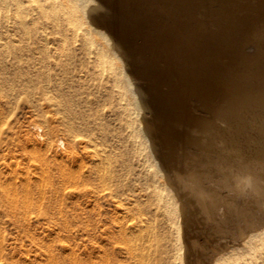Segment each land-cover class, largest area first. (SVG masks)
Here are the masks:
<instances>
[{
	"label": "rangeland",
	"instance_id": "rangeland-1",
	"mask_svg": "<svg viewBox=\"0 0 264 264\" xmlns=\"http://www.w3.org/2000/svg\"><path fill=\"white\" fill-rule=\"evenodd\" d=\"M119 1L120 3H117ZM148 1L149 0L147 1L145 0V2L144 0H140V1L139 0H100V1L98 0V2L102 4L104 8L106 7L105 9L106 13L103 16V18L105 17L107 18V19L105 18L104 20H102V24L99 26V28L103 29L107 34L110 32L109 33L110 37L113 34L112 37L114 39H117V40L120 39L121 41L123 40L122 42L124 46L126 45L125 47H128L126 48V56L123 57V59L121 60H123V63L125 62L126 65L128 64V67L130 68V73L134 74L133 77L136 80V81L134 80L135 84H137L140 90L144 93V96H145L144 99H146L145 101L143 99V107H144L143 112L144 113L146 112L145 114L148 115L147 117L148 119L146 123L147 130H148L147 135L149 138L148 139L149 143L154 149L153 156H156V158L152 157L151 160L153 162H158L161 169L164 170L165 172L167 171L168 175L170 174L169 175L170 180L172 179L171 182L173 181L171 184L173 185V188L177 190L178 193L181 192L180 194L183 197L184 206L186 208L187 215H186L185 224H184V233H185L184 236L187 240L186 241V248H187L186 255H187V260H188L187 264H211L213 254L216 251H218V249L221 251H224V250L227 251V249H230L231 245L240 243L243 241V239L245 240L246 239L245 236H247L250 232L253 233L256 230L260 229L261 227L264 228V194H263L264 193L263 192L264 191V163L261 164L259 168L255 167L256 163L262 162V160L264 161V147L261 148V151H259V153H252L250 151H243V152L237 151L236 152V150H238L239 147L236 146L238 147L236 148L234 146L233 148L234 149L236 148L234 150L231 145L226 144L228 140L226 141L227 136L226 137L224 136L226 135L224 133H226L227 129L229 128L227 126V124L229 123L228 122L229 119L227 118L228 119L227 120L224 118L225 120L224 121L223 118L219 116L217 117L218 112L215 110V109L217 110L222 109L220 108V107H223V105H221L222 102L227 104L226 102H228L230 98L233 99L234 97L235 99L236 97H239L237 96L238 95L237 93H240L241 91V89H238L239 87L243 86L242 87L243 89L246 86L254 84L255 86H253V88H255V90L258 86L264 88L263 86L264 85V78H263L264 68L261 67L262 65H264L263 63L264 36L260 37V35H264L263 33L264 32L263 30L264 29V19L262 20L261 18L264 16L263 14L264 13L263 12L264 11V3H263L264 0H259L260 1L259 4L257 3V0L255 1L251 0L252 2L254 1L253 3L250 0H249L250 2L248 1L249 3L247 2V0H243V1L235 0V2L233 0L232 1L226 0V2L227 1L233 2V4H231L230 2L229 4L227 2L229 5L226 2H224V0L222 2L221 0H214V2H211L213 0H185V1L182 0L183 2H181V0L180 1L178 0L179 3L181 2V4H183V6L181 4L180 5L177 4L178 1L176 2V0L174 1L173 0L172 1L162 0V2L161 0L160 1L152 0V1H149L150 4L152 3L151 5L148 3ZM216 1H218L219 3H217ZM240 2L242 3L244 2L246 5L244 3L243 5ZM221 3L222 4L225 3L227 5L225 4L221 5ZM234 3L235 4L237 3L238 5L236 4V6H234ZM262 3L263 5H261ZM203 4H208L209 6H206ZM171 5H173L174 7H172ZM185 5L186 7H184ZM254 5H256V7ZM258 5H261V6H259L258 8ZM177 6H180L179 8L181 11L179 10ZM204 6H206L205 8L207 9V11H210L211 9V11L213 12L212 13L210 11L212 15L210 14V12L208 13L204 12L206 11V9L203 8ZM224 6H226V8ZM237 6L238 8H236ZM137 7L141 11L142 10L143 11L141 12ZM187 7L190 10L189 12L190 14L186 12L188 10ZM239 7L241 8L239 9ZM250 7H252L251 10H249ZM227 8L231 9V12H235V13L234 14L230 13ZM235 8L237 11L235 10ZM253 8L255 9V11L252 10ZM150 9L152 11H148ZM165 9H166V12H165ZM216 9L218 10L217 13H215V11H217ZM260 9L262 10V12ZM256 10H258V12H256ZM124 11L125 13L126 12L127 13L125 14ZM196 11H198L199 13ZM242 11L243 12L245 11V12L242 14L240 13ZM138 12H140V14ZM220 12L222 14L223 12L224 13L229 12L230 14L227 13V14L222 15ZM246 12L247 13L251 12L252 14L254 12V14L255 13L256 14L255 16H253L254 14L253 15H251V13L246 14ZM113 14H116V15L114 16ZM132 14H135V15H132ZM164 14L167 17V20ZM186 14L190 16V18L193 19L194 21L191 19L190 21H188L189 17ZM193 14L194 16H192ZM200 14L202 15V17H200L201 16ZM217 15H219L218 19H217L218 17ZM241 15L244 16V18L243 17L241 18L240 17ZM247 15H251L250 16L251 18L248 17ZM155 16L157 17L159 16V19L156 18ZM168 16L169 17L171 16V18H169ZM206 16H208L209 20L207 19ZM116 17H117V21H116ZM162 17H165V18H162ZM194 17L197 21L194 19ZM150 18H152L151 19L152 21L149 20ZM198 18L200 20H198ZM228 18L230 20H228ZM231 18L236 20L237 23ZM237 18L238 19L240 18L239 23H238ZM140 19H142V21L143 20L146 21L147 19L149 24L147 22L145 23L144 21L142 22ZM203 19H207V20H203ZM131 20L132 21L134 20V21L132 22ZM201 20L203 22L205 21L204 24ZM213 20L215 21L218 20L217 21L218 26H217V22H214ZM257 20H258V23H257ZM178 21L179 22L181 21L182 24L180 23L181 24L180 25ZM182 21L183 22L185 21V23L187 22L188 24L187 23L185 24ZM212 21L216 25H214ZM229 21H231L232 24L228 23ZM134 22L135 24H132ZM166 22H168L169 24ZM126 23L128 26L129 24L132 25L129 27H131L133 30L135 28V30L137 31H130L132 29H129V27L126 26ZM192 23L194 24V27ZM196 23L198 25H196ZM206 23L208 25H206ZM254 23L256 24L255 26H253ZM199 24L201 27L199 26ZM249 24L250 25L253 24V25L250 26ZM153 25L157 27L156 30L154 27L152 29ZM172 25L174 26L172 27ZM226 25H227L226 27L227 29H225ZM142 26L143 27L145 26L146 28L144 27V30H143ZM167 26L168 27L170 26L171 28H168ZM204 26L205 27L210 26V27L205 28ZM119 27L120 28L122 27V28L120 29ZM126 27L127 29H129L128 30L129 32L127 31V29H123ZM138 27H141L142 29ZM188 27H191L192 32L189 31L191 33L188 32V30H190V28ZM211 27L213 28V30ZM158 28L160 31L157 30ZM203 28H205L207 31ZM215 28L216 30H214ZM219 28L221 30H218ZM255 28L258 30H256ZM110 29H112V31ZM122 29L126 32L124 33ZM235 29H238V30L235 31ZM246 29H249L250 31H252L255 37L252 35V33L249 30H246ZM139 30L143 31L142 32V35L144 34L143 36H141L140 34L141 31L138 32ZM233 30L236 33H234ZM156 31H158V33ZM180 31L181 32L183 31V33H181ZM248 31H249V34H248ZM154 32H156L157 35L159 36H157ZM244 32L246 34H244ZM122 33H124L125 37L124 36L123 37L125 39L122 37L123 35ZM209 33H211V35ZM222 33H224L225 36H223ZM231 33H234L235 35ZM254 33L257 35H255ZM118 34L120 35L118 36ZM146 34L148 36H146ZM153 34L155 35L153 36ZM181 34H183L185 37ZM195 34H197L198 36H194ZM226 34L228 35V37ZM116 35L118 36L119 39L117 38ZM151 35L155 39L156 38L157 40L159 39V41L155 40ZM214 35H216V37ZM248 35H250L249 37L251 39H249ZM133 36L134 37L136 36V37L134 38ZM219 36L221 37V39L220 38L217 39ZM128 37L130 41L129 39L128 40L126 39ZM142 37L143 38L147 37L145 41L147 42V45H149V48L146 44H141L142 42L146 43ZM171 37L173 38L171 39ZM205 37H207L208 39ZM231 37L232 39H230ZM192 38L193 40H191ZM196 38L200 39V41H197ZM201 38L203 39V41ZM244 38L248 42L251 40L250 41L251 43H252V40H254L253 44L251 45V43L250 42L248 43ZM256 38H259V39H256ZM260 38L261 40L262 39L263 40L261 41ZM236 39L237 41L238 40L240 41L236 42L235 41ZM131 40L133 42H131ZM208 40H210L209 45H208L209 43ZM155 41H157L156 44H155ZM227 41L229 43H227ZM80 42H81V36L78 35L76 36L75 40L73 42L70 41L68 45L69 51L74 55L73 64H72L73 66L72 72L58 71L56 73L50 72V74L48 75L40 74V75H31V76L29 75L28 76L27 75L26 76L10 75L9 76L10 80L8 81L6 80V77H7L6 74L0 73V264H92L93 261L97 262L96 264H102V262L104 263V259H105L104 257H106L104 264H134V263L138 264L137 261L136 262L134 261V260H137V258L142 261L143 259L144 260L146 259L147 262L146 260L143 261V263L146 262V264H149V263L152 264L154 260L155 261L153 262V264H163L166 262V260L163 259L164 258L163 256L165 255H163L162 253L161 258H160L159 255L155 253L156 248L154 249L155 245L159 243L158 237L157 239L154 238L153 240L152 238L153 236H151V240H153V242H150L151 243L150 249L145 247V251H149L150 254L147 252L148 256H146V252L143 251V253L141 254L143 258L142 259L140 257V254L137 253V249H136V253L138 256H136V253L134 250L135 245H137L136 244L137 242H133L135 240L134 236L137 235L136 231H133V229L131 228L130 230L125 229L126 231L124 229H123L124 231L118 230L120 229V227L123 228V226H121L122 225L121 222H124L127 218L130 221L127 219L126 222H124L125 225L126 224L128 225V221L130 223L131 221L135 220L138 214L139 216L147 217L146 214L143 215L142 213L143 212L146 213L145 211L149 210L146 208H149L152 205L148 204L151 202L147 194L148 188H146L147 185H146V181L144 180V175H143L144 170L143 168H141L140 161L138 159L140 158L139 157L140 155H137L135 150L131 147L130 141L128 140V128L126 127V122H125L126 115L125 114L123 115V113H120L118 102L120 101L121 104H124L125 99L120 100L117 87L113 85L109 77H102V78L99 77L96 73V70L93 68H89V67L88 69L79 68L78 63H81V61L83 60L82 55H80L79 50H78ZM160 42L161 43L163 42V47L161 46L162 44ZM188 42H190L189 45H187ZM218 42L220 44L222 43L223 44L218 45L219 44ZM128 43L129 45L127 46ZM152 43H153V46L155 47L154 48L155 50H156V46H158L157 48L158 51H154L153 46L150 48ZM164 43L167 44L168 48ZM174 43H176L177 45ZM196 43L197 45H195ZM232 43L234 44L235 47L233 46ZM235 43L237 44L238 47L235 45ZM241 44L244 46L241 47ZM248 44L251 47H249ZM254 44L255 45L257 44V45L255 46ZM104 45L106 44L104 43ZM135 45H137L138 48H136ZM204 45H206V47ZM259 45L261 46V48ZM142 46H144V49ZM194 46L196 47L198 46L199 48H196ZM215 46L218 48H215ZM220 46L222 49L219 48ZM246 46H248L249 48ZM183 48H186V50L190 48V50L186 52ZM200 48L202 49L200 50ZM230 48L233 51H231ZM148 49H150L151 52H149L150 50ZM169 49L171 50V52ZM160 50H161V53H160ZM165 50H169L167 51L169 53L167 54ZM209 50L211 51L209 52ZM249 50L251 51L249 52ZM153 51H154V54H153ZM244 51L246 53H244ZM200 52L201 53L204 52V54L202 53L203 55H200L199 54ZM219 52L223 53V56H221L222 54H219ZM259 52L261 55L259 54ZM232 53L234 55H237L236 57L238 58L234 57ZM247 53L248 54H251V53L258 54L257 55L258 57L256 56V59L254 61L256 62V64L252 65L251 62L248 61L247 56L244 57ZM161 54L164 55V57ZM189 55H191L190 57L192 58H187ZM192 55L197 56L199 60ZM165 56L167 57L165 58ZM177 56L179 57L177 58ZM199 56H201V59L199 58ZM215 56L216 57L220 56V58L217 57L218 59L217 60ZM226 56H227V59H225ZM241 56H243V58H241ZM160 57L162 59H160ZM183 57H185V59ZM232 57L234 58V60ZM158 58L161 63L159 62ZM206 58L208 59L207 60L208 62L205 60ZM212 58L213 60H211ZM182 59L184 61H187L188 63H189L188 60H190V62L191 63L193 62V64L191 63L188 64L187 62L184 63ZM219 59H222V61L221 60L219 61ZM243 59H246L247 61L245 60L243 61ZM173 61L176 63H174ZM165 62L167 63L163 64ZM209 62H211L212 65H210ZM238 62H240L242 65H240ZM203 63L204 64L206 63L207 65L209 64L208 66L210 67H208L206 64L203 65ZM246 63H248L247 64L248 67ZM171 64H172V67H171ZM185 64H188V65H185ZM157 65H158V68H160V70H158L159 71L158 73L156 71L158 68H155L157 67ZM189 65H190V68L194 69L195 71H192L190 68L187 69ZM226 65L227 67H225ZM185 66L186 68L182 69V67H185ZM250 66L251 67L253 66L252 67L253 70L250 69L251 68ZM195 67L198 70H200L201 68L202 69L200 71H197ZM259 67H261L260 70H257L259 69ZM175 68H176V71H174ZM211 68L213 69L212 71L214 74L212 73ZM228 68L232 71L227 70ZM247 68H249V70H247ZM223 70H226L227 74H225L226 72L224 73ZM153 71H155L157 74ZM165 71L167 72L165 73ZM219 71H221V73ZM258 71H262V72H259L260 73L259 74ZM250 72L253 73V75ZM169 73L170 74L173 73L171 75L173 80H171L172 78L171 76H169L170 75ZM239 73H241L240 77H239ZM242 73L245 75H243ZM248 73H249L250 78H248ZM174 74L176 76H174ZM180 74H182L183 76H181ZM201 74H203V76ZM162 75L164 76L168 75L166 76L168 78H165V77L162 78ZM242 75L245 76V78ZM45 76L51 77V80L52 79L55 80L56 81L55 85L46 84ZM137 76L140 77L139 78L140 80L137 79ZM158 76L161 80L163 79L162 82L159 81L160 79L158 78ZM199 76L202 78L200 79ZM204 77H206V80ZM256 77L258 78L259 81L261 80L260 82L262 83V85H260L261 83H259V81L258 83L256 82L257 81ZM259 77L261 79H259ZM230 78L231 80L236 79L234 80L236 86L233 83V81L230 80ZM156 79L158 81H156ZM167 79H170V81ZM223 80L224 81L228 80L229 82L227 83V81L224 82ZM240 80H241L242 85L239 82ZM245 80L246 81L250 80L252 84L250 83V81L246 83ZM198 81L199 83H197ZM156 82H158V85L155 86L154 84H156ZM206 83L208 85H206ZM255 83L258 85H256ZM190 84L191 85L193 84L192 87ZM200 85H203V87ZM226 85H228L229 88ZM230 85L235 86V89L237 91L233 88V86L231 87ZM168 86L169 88H167ZM205 87H208V88L205 89ZM182 88L184 91L182 90ZM172 90L174 92H172ZM165 91L168 93L172 92L173 94V98H171L172 99L171 101L174 102V103L172 102L173 104L172 107L174 110H171V112H169L166 107L164 108L162 107V104L164 102V97H165ZM208 91L214 92L213 93L214 96L212 95V93H209ZM175 94H177V96L179 97H177ZM208 94L210 96L207 98ZM231 94H232V97H231ZM234 94L236 97L233 96ZM190 95L192 98L191 97L189 98ZM215 96L216 98H213ZM176 97L177 99H175ZM200 98L203 99L204 101L201 100L200 102ZM178 99H180V101H177ZM53 101L54 102L59 101L61 106L59 107V105L57 104L54 105ZM192 101H194V103ZM196 101L198 103H196ZM209 101H210V104H208ZM184 103H186L188 108H186L187 106ZM195 103L198 105H196ZM225 104H224V107L226 106ZM180 105H183V106L181 107ZM66 106L69 107L70 109L75 110L76 112H79V115H82L81 117H84L83 120L81 119L80 120L85 121L87 125L89 126L88 135H90L94 139V141L98 142L101 146L105 147L108 150L111 163H109L110 165L108 163H105L103 171L110 172L111 174H113L110 180V185L107 184L108 186H110V188L112 187L113 192H114L113 196L112 195L104 196L102 194V189L105 187V185L102 183L97 173L89 174L88 172V147L84 146L83 139L74 138L72 136H69L64 131L63 125L61 122L62 121L61 115L63 113L62 108ZM179 108L180 109L182 108L184 112L180 110ZM190 108H191V111H190ZM196 108L198 109V111ZM194 109H196L197 111L196 113L198 114L195 113ZM209 109L213 110L214 114L212 113V111H209ZM175 112L178 113V115H174L176 114ZM204 112L206 113L207 116L208 114H210V116H208L207 118ZM42 114H46L49 118L48 117L42 118ZM172 116L173 117L175 116V117L173 118ZM178 116H181L182 118ZM194 116H196V118ZM197 117H199V119ZM214 117L216 118V121ZM203 118L205 119V122ZM217 118L218 120H220V118L222 120H220L219 122ZM172 119L174 120L172 121ZM207 119L209 121H214V122H209ZM74 120L77 121V118H74ZM181 120L182 121L185 120L186 122L185 121L182 122ZM188 121L190 124H187ZM207 121L213 124H217L219 122V124L217 125L220 127L219 130L221 131L217 130V133L219 134L217 136H221L223 134L221 137L224 136L226 139H224V137L220 139L216 135L214 136L209 135V134H212L210 133V131L208 132L207 129H202L203 128L202 125L207 123ZM180 123L182 124L184 123L183 124L184 126L182 124L180 125ZM174 124H177V125H174ZM200 124L201 126H199ZM225 124L227 127V129L225 130L226 132H224L223 130L226 127L221 126ZM186 125H188L187 126L188 128H186ZM189 125L192 127H190ZM193 128H196V129L194 130ZM252 130H255V129H252ZM252 130L247 131V134L249 136L250 134L251 135L253 134V136H251L253 138L257 134V130L256 131H252ZM192 131L194 132V134H192L193 133ZM177 132L178 134H176ZM198 132H199V135H197ZM201 132L204 133L205 135L204 134L202 135ZM220 132L222 133L220 134ZM214 133L216 134V132ZM199 136H200V139H199ZM202 136L206 138L207 140L204 139ZM195 137H197V139ZM213 138L215 140H213ZM218 139L220 143L216 141ZM187 140L189 141L192 140L193 142H189ZM208 140H210L211 142L212 141L214 142L211 144V142ZM200 141L202 142V144ZM195 142H198L199 144ZM204 142H207L208 144L210 143V146H211L209 148L210 150L203 147ZM200 144L202 145V147L200 146ZM218 144H220V146ZM222 144H226L231 147L222 145ZM212 146H214V148ZM221 146L224 148V150H225V147L227 149L224 151L222 150ZM198 147L202 149L203 151H201ZM231 149L232 151L230 152L232 153H230V156H226L225 153H227V150L229 151ZM179 151L182 153V155L181 153L179 154ZM205 152L208 153V155ZM211 152L213 154L215 153L214 154L215 156L213 154L211 155ZM199 153L203 154V156L205 154V156L203 157ZM195 155L196 156L198 155L197 157L200 156L202 158H197L195 157ZM234 155H239V157L233 158ZM212 156L214 157V159H212L213 158ZM210 157H212L211 160H209ZM192 158L194 159V161L198 162V164L194 162ZM203 158L205 160H203ZM199 159H202V160H199ZM200 161L204 164H202ZM203 161H206V162H203ZM193 163H196V164H193ZM187 164L193 165V167L197 165L195 167V170L197 171L194 173V176L192 177L191 175L185 174L184 172L181 173L182 170L185 169ZM200 164L202 166H200ZM243 167H246L248 169V171L245 174H243L242 178L244 180L241 182L239 186L238 185L235 186L236 188L235 187L231 188L230 183L233 180L232 173H234L236 169L243 168ZM233 169L235 170L231 172V170ZM61 171L63 175H60ZM65 171L69 172V174H67ZM253 174H254V177L257 178L255 180L256 182H253V178H251ZM183 176L185 178H183ZM186 176L189 178H187ZM62 177L63 178L67 177V178L63 179ZM186 183H189V184L186 185ZM177 186L179 187V189ZM197 189L201 193L197 194V191H196ZM144 192L147 195H145ZM25 193H27L26 196H25ZM118 199H121L125 204H129V206L131 207V211L129 212V214L132 212V214H130L132 216H130L129 214L127 215L126 213H123L121 207L119 208L118 206H116L117 205L116 200ZM147 205L149 206L146 207ZM141 206L144 208L146 207L145 209L143 208L144 211ZM138 209L139 210L141 209V210L139 211ZM136 211H139V212L136 213ZM133 214L136 216H134ZM122 216L126 218L123 219ZM132 217L134 218L132 219ZM117 219L118 221L121 220L119 221V224H118L119 227L116 224ZM129 231L131 233L135 232L136 234L132 233L134 235L133 236ZM126 232H129V233H126ZM239 233L242 235H240ZM245 233L247 235H245ZM128 234L129 236L131 235L132 236L129 237ZM243 234H244V237H243ZM121 236H125V237L121 239ZM132 237H133V240L129 239ZM137 237L138 235L135 236V238ZM123 240L125 243H129V241H131L130 244L132 242L134 244L132 243L129 247L128 246L129 244L128 245L124 244ZM135 241H137V239ZM225 243H228L229 245ZM127 246L129 249L130 248L131 249L128 250ZM219 246H222V247H219ZM132 250L134 251L133 252V254H135L134 256L132 255ZM213 250H215L213 253L210 252ZM129 251L131 252V254H129L130 253ZM104 254H106V256ZM90 255L91 256L93 255V256L90 258ZM144 255L145 257H143ZM210 256L212 258H210ZM93 257L95 258V260L93 259ZM152 257L154 258V260ZM148 260L151 262H148ZM256 260H258V258Z\"/></svg>",
	"mask_w": 264,
	"mask_h": 264
},
{
	"label": "bare ground",
	"instance_id": "bare-ground-1",
	"mask_svg": "<svg viewBox=\"0 0 264 264\" xmlns=\"http://www.w3.org/2000/svg\"><path fill=\"white\" fill-rule=\"evenodd\" d=\"M100 1V0H99ZM140 1V0H139ZM147 1V0H146ZM149 1H152V0H149ZM149 1H148V3H149ZM160 1V0H159ZM163 1H166V0H163ZM168 1H170V0H168ZM172 1V0H171ZM174 1V0H173ZM178 0H176V2H177ZM180 1V0H179ZM179 1H178V3L177 4H181V2H183V1H185V0H181V2L179 3ZM223 0H221V2H222ZM232 1V0H231ZM234 2H235V0H233ZM239 1V0H238ZM243 1V0H242ZM249 0H247V2H248ZM251 1V0H250ZM249 1V2H250ZM255 1V0H254ZM253 1V2H254ZM144 2H145V0H144ZM143 2V3H144ZM154 2V1H153ZM161 2H162V0H161ZM211 2H214V0L213 1H211ZM217 3H219L218 1H216ZM215 2V3H216ZM224 2H226V0H224ZM228 2V1H227ZM226 2V3H227ZM230 2V1H229ZM228 2V3H229ZM246 2V3H247ZM248 2V3H249ZM252 2V1H251ZM252 2V3H253ZM102 3V2H101ZM115 3V2H114ZM117 3H120V1L119 2H117ZM141 3V2H140ZM155 3V2H154ZM227 3V4H228ZM231 4H233V2H230ZM229 3V4H230ZM240 3H242V2H240ZM244 3V2H243ZM242 3V4H243ZM257 3L259 4L260 3V1L259 0H257ZM263 3H264V1H263ZM263 3L261 4V5H263ZM145 4H147V3H145ZM150 4V3H149ZM152 4V3H151ZM150 4V5H151ZM157 4V3H156ZM171 4H172V2H171ZM176 4V3H175ZM225 4V3H224ZM224 4H222L221 3V5H224ZM227 4H225V5H227ZM228 4V5H229ZM237 4V3H236ZM236 4L234 3V6H236ZM241 4V5H242ZM245 4V3H244ZM243 4V5H244ZM255 4V3H254ZM107 5V4H106ZM121 5V4H120ZM120 5H118V6H120ZM155 5V4H154ZM160 5V4H159ZM182 6H183V4H181ZM190 5V4H189ZM195 5V4H194ZM203 5H206V6H209L208 4H203ZM219 5V4H218ZM238 5V4H237ZM246 5V4H245ZM248 5H250V4H248ZM261 5H258V8H259V6H261ZM113 6V5H112ZM140 6H141V4H140ZM143 6H145V5H143ZM142 6V7H143ZM157 6V5H156ZM172 7H174L173 5H171ZM188 6V5H187ZM191 6V5H190ZM206 6H204L203 8H205ZM215 6H217V5H215ZM255 7H256V5H254ZM134 7V6H133ZM141 7V8H142ZM148 7V6H147ZM146 7V8H147ZM161 7V6H160ZM168 7H170V6H168ZM178 8L180 7V6H177ZM184 7H186V5L184 6ZM196 7V6H195ZM223 7V6H222ZM225 8H226V6H224ZM231 7H232V5H231ZM243 7H245V6H243ZM253 7V6H252ZM252 7H250V9L249 10H251V8ZM254 7V8H255ZM263 7V6H262ZM112 8V7H111ZM121 8V7H120ZM128 8V7H127ZM132 8V7H131ZM138 8V7H137ZM152 8H153V6H152ZM156 8V7H155ZM178 8H176V9H178ZM190 8V7H189ZM194 8V7H193ZM199 8V7H198ZM209 8V7H208ZM236 8H238V6L236 7ZM236 8H235V10H236ZM241 7H239V9H240ZM247 8V7H246ZM252 9L253 11H255V9ZM261 8V7H260ZM106 7L104 8V6L102 5V4H100L99 2H98V0H0V73L1 74H6V80L8 81V80H10L9 79V76L10 75H24V76H31V75H40V74H45V75H48V74H50V72H53V73H56V72H58V71H66V72H72L73 71V66H72V64H73V57H74V55L69 51V47H68V45H69V42L71 41V42H73L74 40H75V38H76V36H78V35H80L81 36V42H80V44H79V48H78V50H79V53H80V55H82V58H83V60L81 61V63H78L79 65V68H85V69H88V67L89 68H93V69H95L96 70V73H97V75L99 76V77H109L110 79H111V81H112V83H113V85L115 86V87H117V90H118V93H119V96H120V100H123V99H125V103L124 104H121L120 103V101L118 102L119 103V108H120V113H123V115L125 114L126 115V120H125V122H126V127L128 128V140L130 141V144H131V147L135 150V152L137 153V155H140L139 157L140 158H138L139 159V161H140V166H141V168H143V170H144V180L146 181V185H147V187L146 188H148L147 189V194H148V198L150 199V202L151 203H148V204H151L150 206L151 207H149V208H146V207H148L149 205H147L145 208L146 209H149L148 211H145L146 213H142L143 215L144 214H146V216L147 217H143V216H139V214L137 215V217L135 218V220H133V221H131L130 223H129V221H128V225L126 224L125 225V223L124 222H126V220L124 221V222H121L122 223V225L121 226H123V228L122 227H120V229H118V230H130V228L131 229H133V231H136V233H137V235H138V237L137 238H135V236H137V235H133L130 231V233L134 236V239L136 240L137 239V241H133V242H137L136 244L137 245H135V248H134V250H135V253H136V249H137V253L138 254H140V257L142 258V256H141V254L143 253V251H145V247L146 248H149L150 249V242H153V240H154V238H156L157 239V237H158V239H159V243L158 244H156L155 245V247H154V249L156 248V252L155 253H157L158 255H159V257L161 258V255H162V253H163V255H165V256H163L162 258L163 259H165L166 260V264H167V262H168V264H187V255H186V238H185V236H184V224H185V219H186V215H187V213H186V208H185V206H184V202H183V197L181 196V192L180 193H178L177 192V190L175 189V188H173V185L171 184L172 182H171V180H170V177H169V175L167 174V171L165 172L164 170H162L161 169V167H160V165H159V163L158 162H153L152 160H151V158L152 157H155L156 158V156H153L154 155V149L152 148V146H151V144L149 143V138H148V135H147V132H148V130H147V125H146V123H147V117H148V115L147 114H145L144 112H143V99L145 98V96H144V93L140 90V88L137 86V84H135V82H134V77H133V75L134 74H131L130 73V68L128 67V64L126 65L125 64V62L123 63V60H121V59H123V57H125L126 56V48H128V47H125L124 46V44H123V40L121 41L119 38H118V36L120 35V34H118V36H117V38L119 39V40H117V39H114L113 37H112V35H111V37L109 36V33L107 34L103 29H101V28H99V26L102 24V20H104L105 18H103V16L105 15V13H106ZM110 9V8H109ZM113 9V8H112ZM111 9V10H112ZM116 9H117V7H116ZM119 9V8H118ZM135 9V8H134ZM139 9V8H138ZM184 9V8H183ZM187 9H188V7H187ZM206 9V8H205ZM210 9V8H209ZM220 9H222V8H220ZM228 10H229V12L230 13H232V14H234L235 12H231V9H229V8H227ZM238 9V10H239ZM108 10V9H107ZM125 10H127V9H125ZM137 10V9H136ZM140 10V9H139ZM161 10V9H160ZM179 10H180V8H179ZM189 10V9H188ZM186 11V12H190V10L189 11ZM192 10V9H191ZM195 10H197V9H195ZM213 10V9H212ZM217 10V9H216ZM226 10V9H225ZM261 10V9H260ZM115 11V10H114ZM120 11V10H119ZM138 11V10H137ZM141 11V10H140ZM143 11V10H142ZM141 11V12H142ZM148 11H152L151 9L150 10H148ZM147 11V12H148ZM181 11V10H180ZM200 11V10H199ZM203 11V10H202ZM210 11H211V9H210ZM210 11H207V9H206V11H204V12H210ZM222 11H224V10H222ZM237 11V10H236ZM154 12H155V10H154ZM165 12H166V9H165ZM179 12V11H178ZM183 12V11H182ZM196 12H198V11H196ZM212 12V11H211ZM211 12H210V14H211ZM218 12V10L217 11H215V13H217ZM229 12H226V13H224L223 12V14H227V13H229ZM245 12V11H244ZM243 11L242 12H240V13H244ZM248 12V11H247ZM246 12V14H249V13H251V12H249V13H247ZM256 12H258V10H256ZM261 12H262V10H261ZM264 12V11H263ZM116 13V12H115ZM121 13H122V11H121ZM124 13H125V11H124ZM127 13V12H126ZM125 13V14H126ZM133 13H135V12H133ZM139 14H140V12H138ZM137 13V14H138ZM145 13V12H144ZM143 13V14H144ZM150 13V12H149ZM157 13H159V12H157ZM156 13V14H157ZM162 13V12H161ZM195 13V12H194ZM199 13V12H198ZM197 13V14H198ZM202 13V12H201ZM213 13V12H212ZM221 13V12H220ZM229 13V14H230ZM238 13H239V11H238ZM129 14V13H128ZM136 14V15H137ZM138 14V15H139ZM181 14V13H180ZM190 14V13H189ZM196 14V15H197ZM206 14V13H205ZM204 14V15H205ZM222 14V13H221ZM222 14V15H223ZM245 14V15H246ZM253 14H254V12H253ZM252 13H251V15H253ZM256 14V13H255ZM255 14L253 15V16H255ZM261 14V13H260ZM264 14V13H263ZM114 16L116 15V14H113ZM132 15H135V14H132ZM137 15V16H138ZM153 15V14H152ZM168 15V14H167ZM187 15V14H186ZM201 15V14H200ZM203 15V16H204ZM207 15V14H206ZM212 15V14H211ZM210 15V16H211ZM237 15V14H236ZM251 15H247L248 17H250ZM258 15V14H257ZM130 16V15H129ZM140 16V15H139ZM148 16H149V14H148ZM154 16V15H153ZM160 16H161V14H160ZM164 16H165V14H164ZM173 16H174V14H173ZM176 16V15H175ZM188 16V15H187ZM186 16V17H187ZM192 16H194V14L192 15ZM199 16V15H198ZM218 17H217V19L219 18V15H217ZM228 16V15H227ZM238 16V15H237ZM259 16V15H258ZM263 16V15H262ZM133 17H135V16H133ZM132 17V18H133ZM142 17V16H141ZM144 17V16H143ZM146 17V16H145ZM151 17V16H150ZM156 18H158L159 19V16L157 17V16H155ZM154 17V18H155ZM166 17V16H165ZM165 17H162V18H165ZM169 17V16H168ZM177 17H179V16H177ZM177 17H175V18H177ZM189 18V20L188 19H186V20H188V21H190V16H188ZM195 17H197V16H195ZM195 17H194V19H195ZM200 17H202V15L200 16ZM207 17V19H208V16H206ZM223 17V16H222ZM229 17V16H228ZM234 17H236V16H234ZM239 17V16H238ZM241 18L243 17L244 18V16H240ZM264 17V16H263ZM263 17H261L262 18V20L264 19ZM101 18H103V19H101ZM113 18V17H112ZM111 18V19H112ZM131 18V19H132ZM137 18V17H136ZM153 18V17H152ZM152 18H150L149 20H151ZM169 18H171V16L169 17ZM204 18V17H203ZM213 18H214V16H213ZM216 18V17H215ZM247 18V17H246ZM251 18V17H250ZM258 18V17H257ZM107 19V18H106ZM115 19V18H114ZM129 19V18H128ZM144 19V18H143ZM157 19V20H158ZM180 19V18H179ZM202 19V18H201ZM207 19H203V20H207ZM223 19V18H222ZM232 19V18H231ZM236 19V18H235ZM238 19V18H237ZM240 19V18H239ZM239 19H238V23H239ZM253 19H255V18H253ZM252 19V20H253ZM136 20V19H135ZM141 21H142V19H140ZM139 20V21H140ZM166 20H167V17H166ZM178 20V19H177ZM185 20V21H186ZM191 20H193V19H191ZM196 20V19H195ZM198 20H200L199 18H198ZM209 20V19H208ZM219 20H221V19H219ZM224 20H226V19H224ZM223 20V21H224ZM228 20H230L229 18H228ZM232 20H234V19H232ZM244 20V19H243ZM112 21V20H111ZM114 21V20H113ZM116 21H117V17H116ZM119 21H121V20H119ZM127 21V20H126ZM132 21V20H131ZM134 21V20H133ZM132 21V22H133ZM137 21V20H136ZM145 23L147 22L148 24H149V22L147 21V19H146V21L145 20H143ZM142 21V22H143ZM152 21V20H151ZM159 21V20H158ZM185 21L183 22V23H185ZM194 21V20H193ZM197 21V20H196ZM195 21V22H196ZM202 21V20H201ZM214 22H217L218 20H213ZM212 21V22H213ZM222 21V22H223ZM235 22H236V20H234ZM234 21H232V22H234ZM241 21V20H240ZM255 21V20H254ZM115 22V21H114ZM165 22V21H164ZM179 22V21H178ZM177 22V23H178ZM203 22V21H202ZM205 22V21H204ZM204 22H203V24H204ZM210 22V21H209ZM213 22V24L214 25H216L215 23ZM244 22V21H243ZM251 22V21H250ZM253 22V21H252ZM260 22V21H259ZM262 22V21H261ZM110 23V22H109ZM116 23V22H115ZM123 23V22H122ZM124 23H125V21H124ZM151 23V22H150ZM157 23V22H156ZM155 23V24H156ZM166 23H168V22H166ZM181 23V21L179 22V24ZM187 23V22H186ZM185 23V24H186ZM194 23V22H193ZM192 23V24H193ZM199 23V22H198ZM228 23H231V21H229ZM227 23V24H228ZM237 23V22H236ZM257 23H258V20H257ZM105 24H106V22H105ZM129 24V23H128ZM132 24H135V22L134 23H132ZM162 24V23H161ZM169 24V23H168ZM182 24V23H181ZM180 24V25H181ZM188 24V23H187ZM212 24V23H211ZM210 24V25H211ZM223 24V23H222ZM232 24V23H231ZM230 24V25H231ZM234 24V23H233ZM241 24H243V23H241ZM104 25V24H103ZM123 25V24H122ZM121 25V26H122ZM166 25V24H165ZM190 25H191V23H190ZM196 25H198L197 23H196ZM206 25H208L207 23H206ZM239 25V24H238ZM250 25V24H249ZM251 25H253V24H251ZM250 25V26H251ZM256 24L254 23V25L253 26H255ZM117 26V25H116ZM118 26H119V24H118ZM117 26V27H118ZM124 26V25H123ZM122 26V27H123ZM126 26L127 27H129V26H132V25H130L129 24V26L127 25V23H126ZM151 26V25H150ZM174 25H172V27H173ZM184 26V25H183ZM182 26V27H183ZM199 26H200V24H199ZM217 26H218V22H217ZM216 26V27H217ZM222 26V25H221ZM220 26V27H221ZM232 26H234V25H232ZM245 26H246V24H245ZM252 26V27H253ZM260 26V25H259ZM258 26V27H259ZM262 26V25H261ZM121 27V28H122ZM127 27L126 28H123V29H127ZM143 27V26H142ZM145 27V26H144ZM144 27H143V30H144ZM153 27L155 28V30H156V28L157 27H155V25H153L152 26V29H153ZM168 27V26H167ZM181 27V28H182ZM193 27H194V24H193ZM197 27V26H196ZM201 27V26H200ZM205 27V26H204ZM208 27H210V26H207V27H205V28H208ZM214 27V26H213ZM227 27V25L225 26V29H227L226 28ZM240 27V26H239ZM263 27V26H262ZM261 27V28H262ZM104 28V27H103ZM120 28V27H119ZM120 28V29H121ZM138 28H141V27H138ZM146 28V27H145ZM149 28H151V27H149ZM166 28V27H165ZM168 28H171L170 26L168 27ZM187 28V27H186ZM185 28V29H186ZM188 28H190V30H188V32L189 31H191V27H188ZM199 28V27H198ZM205 28H203V29H205ZM212 28V27H211ZM211 28H209V29H211ZM218 28V27H217ZM235 28V27H234ZM237 28V27H236ZM243 28H244V26H243ZM106 29V28H105ZM122 29V30H123ZM129 29H132L131 27H129ZM129 29H127V31L129 30ZM142 29V28H141ZM183 29V28H182ZM182 29H180V30H182ZM224 29V28H223ZM231 29V28H230ZM250 29V28H249ZM249 29H246V30H249ZM256 29V28H255ZM255 29H254V31H255ZM263 29V28H262ZM111 31H112V29H110ZM117 30V29H116ZM146 30V29H145ZM151 30V29H150ZM149 30V31H150ZM154 30V31H155ZM157 30H159V28L157 29ZM187 30V29H186ZM186 30H184V31H186ZM194 30V29H193ZM206 30V29H205ZM212 30H213V28H212ZM214 30H216V28L214 29ZM218 30H221L220 28L218 29ZM217 30V31H218ZM236 30H238V29H235V31ZM243 30V29H242ZM256 30H258V29H256ZM260 30V29H259ZM264 30V29H263ZM124 31V30H123ZM130 31H137V30H135V28H134V30L132 29V30H130ZM141 30H139L138 32H140ZM147 31V30H146ZM148 31V32H149ZM160 31V30H159ZM161 31H162V29H161ZM164 31V30H163ZM168 31V30H167ZM170 31V30H169ZM207 31V30H206ZM205 31V32H206ZM234 31V30H233ZM234 31V33H236ZM244 31V30H243ZM242 31V32H243ZM250 31V30H249ZM249 31H248V34H249ZM126 31H124V33H125ZM129 32V31H128ZM127 32V33H128ZM142 32L143 31H141V36H143L142 35ZM157 33H158V31H156ZM156 32H154L156 35H157V33ZM165 32V31H164ZM181 32V31H180ZM188 32H186V33H188ZM192 32V31H191ZM191 32H189V33H191ZM200 32V31H199ZM199 32H198V34H199ZM214 32V31H213ZM229 32H230V30H229ZM247 32V31H246ZM251 33H252V31H250ZM260 32H262V31H260ZM124 33H122L123 35H122V37L124 36L125 37V35H124ZM132 33V32H131ZM135 33V32H134ZM145 33V32H144ZM161 33V32H160ZM168 33V32H167ZM173 33V32H172ZM181 33H183V31L181 32ZM197 33V32H196ZM201 33V32H200ZM228 33V32H227ZM234 33H231V34H234ZM237 33H239V32H237ZM264 33V32H263ZM133 34V33H132ZM137 34V33H136ZM136 34H134V35H136ZM151 34H152V32H151ZM155 34H153V36L155 35ZM169 34V33H168ZM185 34V33H184ZM210 35H211V33H209ZM213 34V33H212ZM230 34V35H231ZM242 34V33H241ZM244 34H246L245 32H244ZM255 34V33H254ZM163 35V34H162ZM170 35H171V33H170ZM169 35V36H170ZM175 35V34H174ZM181 35H183V34H181ZM181 35H179V36H181ZM190 35V34H189ZM218 35H219V33H218ZM217 35V36H218ZM222 35L223 36H225L224 35V33H222ZM227 35V34H226ZM235 35V34H234ZM251 35V34H250ZM250 35H248V37L250 36ZM252 35H253V33H252ZM251 35V36H252ZM255 35H257V34H255ZM115 36V37H116ZM130 36V35H129ZM140 36V37H141ZM146 36H148L147 34H146ZM152 36V35H151ZM152 36V37H153ZM157 36H159V35H157ZM184 36V35H183ZM194 36H198L197 34H195ZM194 36H192V37H194ZM215 37H216V35H214ZM233 36V35H232ZM243 36V35H242ZM254 36V35H253ZM252 36V37H253ZM259 36V35H258ZM262 36H264V35H260V37H262ZM123 37V38H124ZM131 37V36H130ZM134 37V36H133ZM136 37V36H135ZM134 37V38H135ZM161 37V36H160ZM164 37V36H163ZM185 37V36H184ZM211 37V36H210ZM227 37H228V35H227ZM235 37V36H234ZM234 37H233V39H234ZM247 37V36H246ZM255 37V36H254ZM121 38V37H120ZM122 38V39H123ZM132 38V37H131ZM134 38H133V40H134ZM143 38V37H142ZM154 38V37H153ZM165 38V37H164ZM173 37H171V39H172ZM177 38H179V37H177ZM186 38H188V37H186ZM205 38H207V37H205ZM221 39V37L219 36L217 39ZM236 38V37H235ZM242 38V37H241ZM125 39V38H124ZM127 40L129 39V37L128 38H126ZM141 39V38H140ZM144 39V41H145V39H147V37H145V38H143ZM155 39V38H154ZM162 39V38H161ZM167 39V38H166ZM165 39V40H166ZM197 39V38H196ZM195 39V40H196ZM202 39V38H201ZM208 39V38H207ZM206 39V40H207ZM212 39H213V37H212ZM230 39H232V37L230 38ZM245 39V38H244ZM249 39H251L250 37H249ZM256 39H259V38H256ZM150 40V39H149ZM149 40H147V41H149ZM155 40H157V38L155 39ZM168 40H170V39H168ZM179 40V39H178ZM182 40V39H181ZM183 40H184V38H183ZM182 40V41H183ZM187 40V39H186ZM185 40V41H186ZM191 40H193V38L191 39ZM215 40V39H214ZM213 40V41H214ZM228 40V39H227ZM246 40V39H245ZM260 40H261V38H260ZM263 40V39H262ZM261 40V41H262ZM129 41H130V39H129ZM128 41V42H129ZM137 41V40H136ZM157 41H159V39L157 40ZM157 41H155V44H156V42ZM161 41V40H160ZM182 41H180V42H182ZM188 41V40H187ZM186 41V42H187ZM197 41H200V39H197ZM202 41H203V39H202ZM201 41V42H202ZM216 41V40H215ZM223 41V40H222ZM221 41V42H222ZM231 41V40H230ZM236 42H238V41H240V40H238L237 41V39L235 40ZM243 41V40H242ZM247 41V40H246ZM245 41V42H246ZM251 41V40H250ZM249 41V42H250ZM131 42H133L132 40H131ZM142 42V41H141ZM140 42V43H141ZM146 42V41H145ZM196 42V41H195ZM194 42V43H195ZM201 42H200V44H201ZM208 45L210 44V40H208ZM224 42V41H223ZM226 42V41H225ZM233 42V41H232ZM248 42V41H247ZM248 42V43H249ZM253 42H254V40H252V43H251V45L253 44ZM256 42V41H255ZM104 43L106 44V45H104ZM125 43V42H124ZM127 43V42H126ZM130 43V42H129ZM129 43L127 44V46L129 45ZM151 43V42H150ZM161 43V42H160ZM173 43V42H172ZM192 43V42H191ZM215 43V42H214ZM219 43V42H218ZM227 43H229L228 41H227ZM259 43V42H258ZM133 44V43H132ZM132 44H130V45H132ZM135 44V43H134ZM137 44V43H136ZM139 44V43H138ZM141 44H146L147 45V42L146 43H141ZM140 44V45H141ZM149 44V43H148ZM154 44V45H155ZM158 44V43H157ZM162 45V47H163V42L161 43ZM166 46H167V44L166 43H164ZM170 44V43H169ZM174 44H176V43H174ZM187 44V43H186ZM190 44V42H188V44L187 45H189ZM193 44V43H192ZM205 44V43H204ZM223 44V43H222ZM222 44H218V45H222ZM233 44V43H232ZM231 44V45H232ZM239 44V43H238ZM242 44H243V42H242ZM241 44V47L242 46H244V45H242ZM262 44V43H261ZM140 45H139V47H140ZM177 45V44H176ZM195 45H197V43L195 44ZM203 45V44H202ZM216 45V44H215ZM235 45L237 46V44L235 43ZM249 45V44H248ZM255 45V44H254ZM253 45V46H254ZM257 45V44H256ZM255 45V46H256ZM132 46H134V45H132ZM136 46V48H138L137 47V45H135ZM148 46V48H149V45H147ZM153 46V43H152V45L150 46V48ZM171 46V45H170ZM185 46V45H184ZM200 46V45H199ZM205 47H206V45H204ZM203 46V47H204ZM230 46V45H229ZM228 46V47H229ZM233 46H234V44H233ZM260 46V45H259ZM143 47V49H144V46H142ZM162 47H160V48H162ZM182 47H183V45H182ZM187 47V46H186ZM194 47H196V46H194ZM201 47V46H200ZM214 47V46H213ZM235 47V46H234ZM238 47V46H237ZM246 47H248V46H246ZM245 47V48H246ZM249 47H251L250 45H249ZM248 47V48H249ZM155 47L153 46V50L154 51H158L157 50V48H158V46H156V50L154 49ZM159 48V49H160ZM167 48H168V46H167ZM167 48H165V49H167ZM173 48V47H172ZM188 48V47H187ZM196 48H199L198 46L196 47ZM195 48V49H196ZM215 48H218V47H216L215 46ZM219 48H221V46L219 47ZM224 48V47H223ZM226 48V47H225ZM233 48V47H232ZM240 48V47H239ZM253 48V47H252ZM260 48H261V46H260ZM263 48V47H262ZM139 49H141V48H139ZM142 49V50H143ZM147 49V48H146ZM175 49H177V48H175ZM186 52L188 51V50H190V48L188 49V50H186V48H183ZM192 49V48H191ZM194 49V50H195ZM202 48H200V50H201ZM209 49V48H208ZM212 49V48H211ZM222 49V48H221ZM241 49V48H240ZM258 49H259V47H258ZM148 50H150V49H148ZM170 50V49H169ZM169 50H165L166 52L167 51H169ZM183 50V51H184ZM204 50V49H203ZM214 50V49H213ZM212 50V51H213ZM220 50V49H219ZM230 50H231V48H230ZM235 50V49H234ZM242 50H243V48H242ZM263 50V49H262ZM140 51V50H139ZM138 51V52H139ZM154 51H153V54H154ZM182 51V50H181ZM208 51V50H207ZM206 51V52H207ZM211 50H209V52H210ZM216 51H217V49H216ZM231 51H233V50H231ZM246 51V50H245ZM244 51V53H246ZM247 51H248V49H247ZM251 50H249V52H250ZM253 51V50H252ZM257 51V50H256ZM260 51V50H259ZM148 52V51H147ZM149 52H151V50L149 51ZM148 52V53H149ZM165 52V53H166ZM170 52H171V50H170ZM173 52V51H172ZM180 52V51H179ZM193 52V51H192ZM194 52H196V51H194ZM241 52V51H240ZM243 52V51H242ZM263 52V51H262ZM140 53V52H139ZM141 53H143V52H141ZM148 53H147V55H148ZM160 53H161V50H160ZM169 52H167V54H168ZM175 53V52H174ZM173 53V54H174ZM190 53H191V51H190ZM203 54H204V52H202ZM201 52L199 53L200 55H203ZM208 53V52H207ZM217 53V52H216ZM215 53V54H216ZM258 53V52H257ZM253 54V53H251V54H246L244 57H246L247 56V58H248V61L249 62H251V64L253 65V64H256V62H254L255 61V59H256V56L258 55V54ZM146 54V53H145ZM151 54V53H150ZM156 54H158V53H156ZM171 54V53H170ZM172 54V55H173ZM182 54V53H181ZM184 54V53H183ZM189 54V53H188ZM187 54V55H188ZM193 54V53H192ZM212 54H213V52H212ZM219 54H222L221 56H223V53H220L219 52ZM218 54V55H219ZM225 54V53H224ZM229 54V53H228ZM233 54V53H232ZM237 54V53H236ZM240 54V53H239ZM259 54H260V52H259ZM144 55V54H143ZM147 55H145V56H147ZM162 55V54H161ZM166 55V54H165ZM178 55H180V54H178ZM186 55V56H187ZM217 55V54H216ZM234 55V54H233ZM261 55V54H260ZM163 57H164V55H162ZM170 56V55H169ZM182 56V55H181ZM191 55H189L187 58H192V57H190ZM192 56H194V55H192ZM205 56V55H204ZM230 56V55H229ZM237 55H234V57H236ZM262 56H263V54H262ZM154 57V56H153ZM158 57V56H157ZM167 56H165V58H166ZM179 56H177V58H178ZM195 58H197V56H194ZM206 57H207V55H206ZM212 57H213V55H212ZM216 57V56H215ZM218 58H220V56H217ZM217 57H216V59H217ZM258 57V56H257ZM184 59H185V57H183ZM199 58L201 59V56H199ZM204 58V57H203ZM209 58V57H208ZM211 58V57H210ZM233 58V57H232ZM236 58H238V57H236ZM241 58H243V56H241ZM262 58V57H261ZM153 59V58H152ZM157 59V58H156ZM160 59H162L161 57H160ZM179 59H181V58H179ZM198 59V58H197ZM224 59V58H223ZM225 59H227V56H226V58ZM264 59V58H263ZM158 60H159V58H158ZM167 60V59H166ZM183 60V59H182ZM182 60H180V61H182ZM199 60V59H198ZM206 61L208 60L207 58L205 59ZM210 60V59H209ZM211 60H213V58L211 59ZM210 60V61H211ZM218 60V59H217ZM222 61V59H219V61ZM230 60V59H229ZM233 60H234V58H233ZM247 61L246 59H243V61ZM257 60H258V58H257ZM256 60V61H257ZM260 60V59H259ZM150 61V60H149ZM154 61V60H153ZM152 61V62H153ZM175 61V60H174ZM173 61V62H174ZM180 61H178V62H180ZM184 61V60H183ZM189 61V63H191L190 62V60H188ZM195 61V60H194ZM206 61H204V62H206ZM224 61V60H223ZM227 61V60H226ZM232 61V60H231ZM238 61H240V60H238ZM155 62V61H154ZM159 62H160V60H159ZM171 62V61H170ZM185 62H187V61H184V63ZM198 62V61H197ZM202 62H203V60H202ZM201 62V63H202ZM208 62V61H207ZM216 62V61H215ZM218 62V61H217ZM225 62V61H224ZM242 62V61H241ZM248 62V63H249ZM149 63V62H148ZM157 63V62H156ZM161 63V62H160ZM167 62H165V63H163V64H166ZM174 63H176V62H174ZM182 63V62H181ZM183 63V64H184ZM188 63V62H187ZM188 63V64H189ZM210 63V65H212L211 64V62H209ZM213 63V62H212ZM222 63V62H221ZM227 63V62H226ZM240 65H242L240 62H238ZM243 63V62H242ZM248 63H246V65L248 64ZM259 63V62H258ZM263 63H264V60H263ZM152 64V63H151ZM158 64V63H157ZM162 64V65H163ZM173 64V63H172ZM172 64H171V67H172ZM188 64H185V65H188ZM191 64H193V62L191 63ZM206 64V63H205ZM204 63H203V65H205ZM220 64V63H219ZM225 64V63H224ZM223 64V65H224ZM126 65V66H125ZM168 65V64H167ZM175 65V64H174ZM207 65V64H206ZM209 65V64H208ZM207 65V66H208ZM216 65V64H215ZM235 65H236V63H235ZM258 65V64H257ZM151 66H153V65H151ZM179 66V65H178ZM218 66V65H217ZM259 66V65H258ZM165 67V66H164ZM193 67V66H192ZM208 67H210V66H208ZM214 67V66H213ZM225 67H227V65L225 66ZM242 67H244V66H242ZM246 67V66H245ZM247 67H248V65H247ZM251 67V66H250ZM253 67V66H252ZM250 68L251 70H253V68ZM261 67H263L264 68V65H262ZM261 67H259V69H257V70H260V68ZM155 68H158V65H157V67H155ZM154 68V69H155ZM162 68V67H161ZM169 68V67H168ZM183 68H186V66L185 67H182V69ZM188 68H190V65L187 67V69ZM207 68V67H206ZM220 68V67H219ZM163 69V68H162ZM173 69V68H172ZM171 69V70H172ZM181 69V68H180ZM192 71H195L194 69H192V68H190ZM195 69H197L196 67H195ZM202 69V68H201ZM200 69V70H201ZM205 69V68H204ZM208 69V68H207ZM226 69V68H225ZM244 69V68H243ZM246 69V68H245ZM156 70V69H155ZM158 70H160V68H158L156 71H157V73L159 72ZM167 70H169V69H167ZM185 70V69H184ZM183 70V71H184ZM200 70H198L197 69V71H200ZM213 69L211 68V71H212ZM220 70H222V69H220ZM227 70H230L229 68L227 69ZM240 70V69H239ZM239 70H238V72H239ZM247 70H249V68H247ZM246 70V71H247ZM255 70H256V68H255ZM174 71H176V68H175V70ZM174 71H172V72H174ZM181 71V70H180ZM186 71V70H185ZM224 71V73L226 72V70H223ZM230 71H232V70H230ZM153 72H155V71H153ZM164 72V71H163ZM167 71H165V73H166ZM179 72V71H178ZM209 72H210V70H209ZM215 72V71H214ZM217 72V71H216ZM220 73H221V71H219ZM218 72V73H219ZM229 72V71H228ZM254 72V71H253ZM257 72V71H256ZM259 72H262V71H258V73ZM156 73V72H155ZM156 73V74H157ZM190 73V72H189ZM193 73H195V72H193ZM197 73V72H196ZM212 73H213V71H212ZM219 73V74H220ZM230 73V72H229ZM234 73H235V71H234ZM245 73V72H244ZM251 73V72H250ZM257 73V74H258ZM152 74V73H151ZM163 74V73H162ZM170 74V73H169ZM173 74V73H172ZM172 74H170L169 76H171ZM184 74H186V73H184ZM191 74V73H190ZM199 74V73H198ZM206 74V73H205ZM210 74V73H209ZM214 74V73H213ZM225 74H227V72L225 73ZM232 74V73H231ZM237 74V73H236ZM243 74V73H242ZM252 75H253V73H251ZM250 74V75H251ZM260 74V73H259ZM179 75V74H178ZM181 76H183L182 74H180ZM193 75V74H192ZM196 75V74H195ZM200 75V74H199ZM202 76H203V74H201ZM208 75V74H207ZM216 75H218V74H216ZM233 75V74H232ZM232 75H231V77H232ZM240 75H241V73H239V77H240ZM243 75H245V74H243ZM242 75V76H243ZM152 76V75H151ZM166 76H168V75H166ZM166 76H164V75H162V78L163 77H165V78H168V77H166ZM174 76H176L175 74H174ZM185 76V75H184ZM194 76V75H193ZM192 76V77H193ZM211 76V75H210ZM223 76H225V75H223ZM262 76V75H261ZM260 76V77H261ZM264 76V75H263ZM153 77V76H152ZM157 77V76H156ZM189 77V76H188ZM191 77V76H190ZM195 77V76H194ZM200 77V76H199ZM216 77V76H215ZM218 77V76H217ZM228 77H229V75H228ZM244 78H245V76H243ZM252 77V76H251ZM257 77H258V75H257ZM256 77V78H257ZM259 77V79H261ZM140 77H138L137 76V79L138 80H140L139 79ZM143 78V77H142ZM158 78H159V76H158ZM171 78H172V76H171ZM170 78V79H171ZM183 78V77H182ZM186 78V77H185ZM202 77H200V79H201ZM205 78V80H206V77H204ZM212 78H213V76H212ZM237 78V77H236ZM248 78H250L249 77V73H248ZM248 78H246V79H248ZM253 78V77H252ZM256 78H255V80H256ZM264 78V77H263ZM160 79V78H159ZM170 79H167V80H169L170 81ZM181 79V78H180ZM179 79V80H180ZM210 79V78H209ZM215 79V78H214ZM238 79H240V78H238ZM155 80V79H154ZM163 80V79H162ZM162 80L160 79L159 81H161L162 82ZM171 80H173V78L171 79ZM175 80V79H174ZM195 80V79H194ZM193 80V81H194ZM213 80V79H212ZM218 80V79H217ZM222 80V79H221ZM225 80V79H224ZM223 80V81H224ZM230 80H231V78H230ZM234 80H236V79H232L231 81H233V83L235 84V82H234ZM242 80H243V78H242ZM251 80V79H250ZM250 80H245L246 81V83L247 82H249ZM254 80V81H255ZM136 81V80H135ZM156 81H158L157 79H156ZM183 81H184V79H183ZM191 81V80H190ZM190 81H188V82H190ZM208 81V80H207ZM211 81V80H210ZM219 81V80H218ZM217 81V82H218ZM227 81V83L229 82L228 80H226ZM226 81H224V82H226ZM230 81V82H231ZM253 81V80H252ZM258 78H257V83H258ZM261 81V80H260ZM259 81V83H261ZM263 81V80H262ZM139 82V81H138ZM152 82H154V81H152ZM172 82V81H171ZM181 82V81H180ZM187 82V83H188ZM196 82V81H195ZM222 82V81H221ZM223 82V83H224ZM240 82V84H241V80L239 81ZM45 83L46 84H48V85H55V83H56V81L55 80H51V77H46L45 76ZM54 83V84H53ZM165 83V82H164ZM175 83H176V81H175ZM182 83H184V82H182ZM186 83V82H185ZM197 83H199V81L197 82ZM212 83H213V81H212ZM211 83V84H212ZM232 83V84H233ZM245 83V84H246ZM250 83H251V81H250ZM249 83V84H250ZM153 84V83H152ZM204 84H205V82H204ZM215 84V83H214ZM230 84V83H229ZM233 84V85H234ZM248 84V85H249ZM252 84V83H251ZM256 84V83H255ZM138 85H140V84H138ZM155 86L156 85H158V82H156V84H154ZM159 85H161V84H159ZM191 85V84H190ZM193 85V84H192ZM192 85H191V87H192ZM197 85H199V84H197ZM206 85H208L207 83H206ZM205 85V86H206ZM220 85H221V83H220ZM225 85V84H224ZM232 85V86H233ZM242 85V84H241ZM241 85H239V86H241ZM256 85H258V84H256ZM260 85H262V83L260 84ZM163 86V85H162ZM171 86V85H170ZM180 86V85H179ZM178 86V87H179ZM186 86V85H185ZM195 86V85H194ZM194 86H193V88H194ZM200 86H202L203 87V85H200ZM215 86V85H214ZM227 87H228V85H226ZM231 86V85H230ZM231 86V87H232ZM235 86H236V84H235ZM235 86H233V88L235 89ZM250 86V87H249ZM249 86H246V87H244L243 89H242V87H239L238 89H241V91H240V93H237L238 95L237 96H239V97H236L235 96V94L233 95V96H235L236 98L234 99V97H233V99H231L230 97V100L228 101V102H226L227 104H225V103H223L222 101V104L221 105H223V107H224V104L226 105L224 108L223 107H220V108H222V109H215L217 112H218V115H217V117L219 116V117H221V118H223V120H224V118L225 119H227L228 120V124H227V126L229 127L228 129H227V127H226V124L225 125H221L222 127H226V128H224L223 130H224V132H226L225 130L227 129V132L226 133H224V134H226V135H224L225 137L227 136V139L224 137V139H226V141H227V143L226 144H229V145H231L232 146V148L235 146H238L239 147V149L238 150H236V152L238 151V152H243V151H250V152H252V153H259V151H261V148H263L264 147V88H262V87H257L256 88V90H255V88H253V86H255L254 84L253 85H249ZM264 86V85H263ZM172 87V86H171ZM187 87V86H186ZM219 87V86H218ZM225 87V86H224ZM167 88H169V86L167 87ZM173 88V87H172ZM206 88H208V87H205V89ZM211 88H213V87H211ZM229 88V87H228ZM228 88H226V89H228ZM185 89V88H184ZM190 89V88H189ZM201 89V88H200ZM204 89V88H203ZM225 89V88H224ZM231 89V88H230ZM229 89V90H230ZM182 90H183V88H182ZM187 90H188V88H187ZM211 90V89H210ZM221 90V89H220ZM236 90V89H235ZM184 91V90H183ZM232 91V90H231ZM234 91V90H233ZM237 91V90H236ZM172 92H174L173 90H172ZM172 92H166L165 91V97H164V102H163V104H162V107L164 108V107H166L167 108V110L169 111V112H171V110H174L173 109V107H172V102L173 101H171L172 99L171 98H173V94H172ZM196 92V91H195ZM202 92V91H201ZM204 92V91H203ZM206 92V91H205ZM209 93H212V95H213V93L214 92H211V91H208ZM228 92V91H227ZM230 92V91H229ZM235 92V91H234ZM221 93V92H220ZM223 93V92H222ZM236 93V92H235ZM185 94V93H184ZM183 94V95H184ZM187 94V93H186ZM218 94V93H217ZM176 96H177V94H175ZM174 95V96H175ZM181 95V94H180ZM204 95V94H203ZM211 95V96H212ZM228 95V94H227ZM229 95H230V93H229ZM205 96H206V94H205ZM210 95L208 94V96H207V98L209 97ZM214 96V95H213ZM177 97H179V96H177ZM177 97L175 98V99H177ZM181 97V96H180ZM191 97V95L189 96V98ZM203 97V96H202ZM225 97V96H224ZM231 97H232V94H231ZM183 98H184V96H183ZM187 98V97H186ZM192 98V97H191ZM213 98H216V96L215 97H213ZM217 98H218V96H217ZM206 99V98H205ZM211 99V98H210ZM220 99V98H219ZM218 99V100H219ZM228 99V98H227ZM146 99H144V101H145ZM184 100V99H183ZM182 100V101H183ZM191 100V99H190ZM193 100H194V98H193ZM201 100H203V99H201L200 98V102H201ZM223 100V99H222ZM226 100V99H225ZM177 101H180V99H178ZM204 101V100H203ZM220 101V100H219ZM218 101V102H219ZM193 103H194V101H192ZM191 102V103H192ZM206 102V101H205ZM225 102V101H224ZM174 103V102H173ZM187 103V102H186ZM186 103H184L185 105H186ZM196 103H198L197 101H196ZM195 103V104H196ZM215 103V102H214ZM213 103V104H214ZM53 104L54 105H59V107L61 106V104H60V102L59 101H56V102H54L53 101ZM179 104V103H178ZM181 104V103H180ZM189 104V103H188ZM202 104V103H201ZM205 104V103H204ZM208 104H210V101H209V103ZM184 105V106H185ZM193 105V104H192ZM196 105H198V104H196ZM199 105H200V103H199ZM147 106V105H146ZM145 106V107H146ZM181 107L183 106V105H180ZM187 106V105H186ZM185 106V107H186ZM214 106V105H213ZM200 107V106H199ZM199 107H198V109H199ZM203 107V106H202ZM186 108H188V106L186 107ZM204 108V107H203ZM202 108V109H203ZM216 108V107H215ZM63 109V113H62V115H61V118H62V125H63V129H64V131L69 135V136H72V137H74V138H82L83 139V143H84V146H87L88 147V172H89V174L90 173H97L98 174V176L100 177V179H101V181H102V183L105 185V187L102 189V194L104 195V196H108V195H114L113 193V189H112V187L110 188V186H108L107 184H109L110 185V180H111V178H112V176H113V174H111L110 172H106V171H103V168H104V164L105 163H111L110 162V158H109V153H108V150L105 148V147H103V146H101L98 142H96V141H94V139L90 136V135H88V128H89V126L87 125V123L85 122V121H81V120H83V118L84 117H81L82 115H79V112H76L75 110H73V109H70L69 107H64V108H62ZM176 109V108H175ZM180 109V108H179ZM197 109V108H196ZM196 109H194V111H195V113L198 111V109H197V111H196ZM205 109V108H204ZM203 109V110H204ZM211 109V108H210ZM209 109V111H212V113H213V110H210ZM212 109H213V107H212ZM180 110H182V108L180 109ZM202 110V111H203ZM183 111V110H182ZM187 111V110H186ZM190 111H191V108H190ZM206 111V110H205ZM209 111H207V112H209ZM174 112V111H173ZM184 112V111H183ZM215 112V111H214ZM176 113V112H175ZM189 113V112H188ZM187 113V114H188ZM205 113V112H204ZM212 113H211V115H212ZM186 114V115H187ZM192 114V113H191ZM196 114H198V113H196ZM214 114V113H213ZM172 115V114H171ZM174 115H178V113H176V114H174ZM179 115H181V114H179ZM193 115H195V114H193ZM200 115V114H199ZM216 115V114H215ZM205 116H207L206 115V113H205ZM205 116H204V118H205ZM208 116H210V114H208ZM208 116H207V118H208ZM48 116L46 115V114H42V118H47ZM173 117V116H172ZM171 117V118H172ZM175 117V116H174ZM173 117V118H174ZM178 117H181V116H178ZM184 117H185V115H184ZM195 118H196V116H194ZM212 117V116H211ZM49 118V117H48ZM74 118H77V121H75L74 120ZM170 118V117H169ZM182 118V117H181ZM189 118V117H188ZM188 118H187V120H188ZM192 118H193V116H192ZM198 119H199V117H197ZM203 118V119H204ZM215 118V117H214ZM213 118V119H214ZM220 118V120H222ZM79 119V120H78ZM81 119V120H80ZM180 119V118H179ZM178 119V120H179ZM184 119V118H183ZM197 119V120H198ZM171 120V119H170ZM174 119H172V121H173ZM177 120V121H178ZM190 120V119H189ZM202 120V119H201ZM208 120V119H207ZM211 120H212V118H211ZM217 120H218V118H217ZM220 120H218L219 122H220ZM182 121V120H181ZM185 121V120H184ZM184 121H182V122H184ZM209 121V120H208ZM207 121V123H205L204 125H202V129H207L208 130V132L210 131V133H212V134H209V135H219L218 133H217V130L218 131H221V130H219V126L217 125V124H219V122L217 123V124H213V123H209V122H214V121H209L208 122ZM215 121H216V118H215ZM225 121V120H224ZM186 122V121H185ZM195 122V121H194ZM193 122V123H194ZM204 122H205V119H204ZM171 123V122H170ZM176 123V122H175ZM191 123H192V121H191ZM199 123H201V122H199ZM198 123V124H199ZM182 123H180V125H181ZM184 124V123H183ZM182 124V125H183ZM187 124H190L189 123V121H188V123ZM195 124V123H194ZM203 124V123H202ZM173 125V124H172ZM174 125H177V124H174ZM192 125V124H191ZM184 126V125H183ZM188 125H186V128H188L187 127ZM190 126V125H189ZM198 126V125H197ZM199 126H201V124L199 125ZM198 126V127H199ZM180 127H182V126H180ZM190 127H192V126H190ZM197 127V128H198ZM194 130L196 129V128H193ZM200 129V128H199ZM252 129H255V130H252ZM85 130V131H84ZM250 130H252V131H256L257 130V134L252 138L251 136H253V134L251 135L250 134V136L247 134V131H250ZM186 131H187V129H186ZM190 131H191V129H190ZM202 131V130H201ZM83 132H85V133H83ZM193 132V131H192ZM203 132V131H202ZM201 132V133H202ZM204 132H206V131H204ZM207 132V133H208ZM214 132H216V134L214 133ZM223 132V131H222ZM222 132H220V134L222 133ZM183 133V132H182ZM200 133V134H201ZM206 133V134H207ZM214 133V134H213ZM250 133H252V132H250ZM176 134H178V132L176 133ZM187 134V133H186ZM191 134V133H190ZM192 134H194V132L192 133ZM196 134V133H195ZM204 133H202V135H203ZM182 135H184V134H182ZM188 135V134H187ZM197 135H199V132H198V134ZM196 135V136H197ZM205 135V134H204ZM208 135V134H207ZM206 135V136H207ZM223 135V134H222ZM221 135V136H222ZM177 136V135H176ZM184 136H186V135H184ZM190 136V135H189ZM192 136V135H191ZM215 136V137H216ZM221 136H217V137H219L220 139L221 138H223V137H221ZM203 137V136H202ZM208 137H210V136H208ZM207 137V138H208ZM216 137V138H217ZM187 138V137H186ZM194 138V137H193ZM193 138H192V140H193ZM196 139H197V137H195ZM204 138V137H203ZM63 139V138H62ZM179 139V138H178ZM181 139V138H180ZM183 139H184V137H183ZM199 139H200V136H199ZM204 139H206V138H204ZM210 139V138H209ZM189 141V140H187V141H189V142H193V141ZM203 140V139H202ZM207 140V139H206ZM205 140V141H206ZM213 140H215L214 138H213ZM197 141V140H196ZM208 141H210V140H208ZM216 141H218L219 143H220V141H219V139L218 140H216ZM215 141V142H216ZM188 142V143H189ZM201 142V141H200ZM211 142V141H210ZM214 141H212L211 142V144L213 143ZM221 142H223V141H221ZM61 143V142H60ZM82 143V142H81ZM82 143V144H83ZM195 143H198V142H195ZM224 143H225V141H224ZM192 144V143H191ZM199 144V143H198ZM201 144H202V142H201ZM200 144V146L202 147V145ZM226 144H222V145H226ZM195 145V144H194ZM214 145H216V144H214ZM219 146H220V144H218ZM229 145H226V146H229ZM251 145H253V146H251ZM196 146H198V145H196ZM199 146V147H200ZM231 146H229V147H231ZM191 147V146H190ZM189 147V148H190ZM198 147V148H199ZM200 147V148H201ZM203 147L204 148H206V149H209L211 146H210V143L208 144L207 142H204V144H203ZM213 148H214V146H212ZM218 147V146H217ZM238 147H236V148H238ZM251 147V148H250ZM199 148V149H200ZM203 148V149H204ZM212 148V149H213ZM220 148V147H219ZM221 148H222V150H224V148L221 146ZM235 148V149H236ZM205 149V150H206ZM211 149V150H212ZM227 148L225 147V150H226ZM230 149V148H229ZM234 149V148H233ZM234 149V150H235ZM201 151H203L202 149H200ZM210 150V149H209ZM218 150V149H217ZM224 150V151H225ZM200 151V152H201ZM208 151V150H207ZM213 151V150H212ZM216 151V150H215ZM214 151V152H215ZM230 151H232V149L231 150H227V153H225V155L226 156H230V153H232V152H230ZM199 152V151H198ZM219 152V151H218ZM218 152H217V154H218ZM181 152L179 151V154H180ZM204 153V152H203ZM206 153V152H205ZM210 153V152H209ZM222 153V152H221ZM184 154V153H183ZM199 154H201V153H199ZM207 155H208V153H206ZM213 153L211 152V155H212ZM215 154V153H214ZM213 154V155H214ZM220 154V153H219ZM181 155H182V153H181ZM202 156H203V154H201ZM198 156V155H197ZM196 155H195V157H197ZM204 156H205V154H204ZM203 156V157H204ZM215 156V155H214ZM181 157V156H180ZM193 157V156H192ZM213 157V156H212ZM212 157H210V159L209 160H211V158ZM235 157H239V155H234L233 156V158H235ZM197 158H202V157H197ZM206 158H208V157H206ZM186 159V158H185ZM184 159V160H185ZM193 159V158H192ZM212 159H214V157L212 158ZM151 160V161H150ZM181 160H182V158H181ZM195 160H196V158H195ZM199 160H202V159H199ZM203 160H205L204 158H203ZM208 160V159H207ZM157 161V160H156ZM193 161H194V159H193ZM184 162V161H183ZM194 162H196V161H194ZM201 162V161H200ZM203 162H206V161H203ZM208 162V161H207ZM75 163V162H74ZM197 164H198V162H196ZM196 163H193V164H196ZM202 163V162H201ZM264 163V161L262 160V162H258V163H256V165H255V167H257V168H259L260 166H261V164H263ZM81 164H83V163H81ZM80 164V165H81ZM202 164H204V163H202ZM78 165V164H77ZM110 165V164H109ZM112 165V164H111ZM197 166V165H196ZM195 166V167H196ZM200 166H202L201 164H200ZM71 167V166H70ZM81 167V166H80ZM195 167H193V165H189V164H187L186 165V167H185V169H183L182 170V172L181 173H185V174H188V175H191V177L192 176H194V173L197 171V170H195ZM70 169V168H69ZM73 170V169H72ZM235 169H233V170H231V172H233ZM100 171V172H99ZM108 171H109V169H108ZM248 171V169L246 168V167H243V168H239V169H236L235 171H234V173H232V178H233V180H232V182L230 183L231 184V188H234L235 186H239L240 184H241V182L244 180L242 177H243V174H245L246 172ZM66 172V171H65ZM179 172V171H178ZM177 172V173H178ZM67 174H69V172H66ZM70 173H71V171H70ZM75 173V172H74ZM60 175H63L62 174V171H61V173H60ZM71 175V174H70ZM75 175V174H74ZM180 175H182V174H180ZM72 176V175H71ZM171 176H172V174H171ZM69 177V176H68ZM178 177H180V176H178ZM187 177V176H186ZM63 178V177H62ZM64 178H67V177H64ZM63 178V179H64ZM182 178V177H181ZM183 178H185L184 176H183ZM187 178H189V177H187ZM251 178H253V182H256L255 180L257 179L256 177H254V174L251 176ZM62 179V180H63ZM69 179V178H68ZM67 179V180H68ZM73 179V178H72ZM177 179V178H176ZM180 179V178H179ZM178 180V179H177ZM181 180V179H180ZM64 181V180H63ZM66 181V180H65ZM182 181V180H181ZM180 181V182H181ZM189 181V180H188ZM180 182H178V183H180ZM185 182H186V180H185ZM184 182V183H185ZM37 183V182H36ZM39 183V182H38ZM187 184H189V183H186V185ZM178 185V184H177ZM189 186V185H188ZM191 186V185H190ZM2 187V186H1ZM7 187V186H6ZM178 187V186H177ZM183 187V186H182ZM194 187V186H193ZM39 188V187H38ZM185 188V187H184ZM183 188V189H184ZM236 188V187H235ZM178 189H179V187H178ZM181 189V188H180ZM145 191H146V189H145ZM197 191V194L198 193H201L198 189L196 190ZM261 191V190H260ZM25 192V191H24ZM264 192V191H263ZM145 193V192H144ZM26 194L27 193H25V196H26ZM146 193H145V195H147ZM264 194V193H263ZM18 196V195H17ZM111 196V197H112ZM200 199V198H199ZM115 201V200H114ZM147 201V200H146ZM116 206H118L119 208L121 207V209H122V212L123 213H126L127 215L129 214V212L131 211V207L129 206V204H125L121 199H118V200H116ZM142 207V206H141ZM140 207V208H141ZM144 207H142V209H143ZM144 208V209H145ZM135 209H136V207H135ZM144 209H143V211H144ZM120 210V209H119ZM133 210V209H132ZM139 210V209H138ZM141 210V209H140ZM139 210V211H140ZM139 211H136V213L137 212H139ZM134 212V211H133ZM142 212V211H141ZM130 214H132V212L130 213ZM129 214V215H130ZM123 215V214H122ZM125 215V214H124ZM126 215V216H127ZM134 215V214H133ZM141 215V214H140ZM130 216H132V215H130ZM134 216H136V215H134ZM123 217V216H122ZM128 217V216H127ZM126 218V217H125ZM124 217H123V219H125ZM134 217H132V219H133ZM119 219V218H118ZM118 219L116 220V224H117V226L119 227V221H121V220H119L118 221ZM131 219V218H130ZM131 219V220H132ZM117 221H118V223H117ZM120 223V224H121ZM152 226V227H151ZM261 227V226H260ZM259 228V227H258ZM117 229V228H116ZM123 230V231H124ZM125 230V231H126ZM132 231V230H131ZM254 231V230H253ZM117 232V231H116ZM129 232H126V233H129ZM243 232V231H242ZM125 233V232H124ZM135 233V234H136ZM244 233V232H243ZM249 233V232H248ZM130 234V235H131ZM240 234V233H239ZM122 235H123V233H122ZM124 235H126V234H124ZM131 235V236H132ZM240 235H242V234H240ZM245 235H247L246 233H245ZM128 236H129V234H128ZM128 236H127V238H128ZM131 236H129V237H131ZM151 236H153L152 238H153V240H151ZM239 236V235H238ZM237 236V237H238ZM118 237V236H117ZM123 237H125V236H121V239L123 238ZM243 237H244V234H243ZM246 237V239L244 240L243 239V241L242 242H240V243H237V244H233V245H231L230 246V249H227V251H221V250H219L218 248V251H216L214 254H213V258L210 256V258H212V263L211 264H264V228L263 227H261L260 229H258V230H256L255 232H250L247 236H245ZM239 238V237H238ZM241 238V237H240ZM124 239H126V238H124ZM129 239H131V240H133V237L132 238H129ZM233 239V238H232ZM237 239V238H236ZM227 240H229V239H227ZM239 240V239H238ZM237 240V241H238ZM128 242V241H127ZM130 242L131 241H129V243H125L124 242V240H123V243L124 244H129L128 246L130 247V245L133 243H131L130 244ZM134 244V243H133ZM153 244V243H152ZM221 244V243H220ZM225 244H227V245H229L228 243H225ZM232 244V243H231ZM222 245V244H221ZM128 246H127V249L128 250H130L129 248H128ZM132 247H134V246H132ZM219 247H222V246H219ZM125 248H126V246H125ZM124 248V249H125ZM228 248V247H227ZM149 249H147V250H149ZM224 249V248H223ZM222 249V250H223ZM106 251V250H105ZM151 251H152V249H151ZM150 251V252H151ZM215 250H213V251H210V252H214ZM130 252V251H129ZM128 252V253H129ZM133 250H132V255L134 256L135 254H133ZM146 252V256H148L147 255V252L149 253V251H145ZM104 253V252H103ZM126 253H127V251H126ZM137 253H136V256H138L137 255ZM129 254H131V252L129 253ZM150 254V253H149ZM154 254V253H153ZM156 254V255H157ZM105 256H106V254H104ZM131 255V256H132ZM93 256V255H92ZM91 255H90V258L92 257ZM103 256V255H102ZM135 256V257H136ZM143 257H145V255L143 256ZM150 257V256H149ZM149 257H147V258H149ZM156 257V256H155ZM103 258V257H102ZM105 259H106V257H104ZM153 258V257H152ZM160 258H158V259H160ZM258 258V260H259V262H258V260H256ZM93 259L95 260V258L93 257ZM105 259H104V263H105ZM143 259V258H142ZM157 259V260H158ZM162 259V260H163ZM90 260H92V259H90ZM101 260H103V259H101ZM146 260V259H145ZM144 259H143V261H145ZM150 260H151V258H150ZM153 260H154V258H153ZM161 260V261H162ZM135 262L137 261V263L138 264H146V262H147V260H146V262H144L143 263V261L142 260H140V259H138L137 258V260H134ZM155 261V260H154ZM153 261V262H154ZM89 262H91V261H89ZM148 262H151V261H149L148 260ZM153 262H152V264H153ZM163 262V261H162ZM96 264L97 262H94L93 261V263L92 264ZM103 262H102V264H104ZM165 263H163V264H165ZM210 263V262H209ZM135 264V263H134ZM149 264H151V263H149Z\"/></svg>",
	"mask_w": 264,
	"mask_h": 264
}]
</instances>
